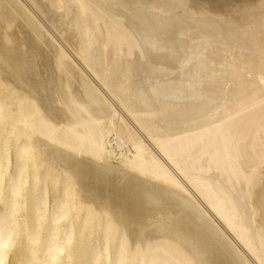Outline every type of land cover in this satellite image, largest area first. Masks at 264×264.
Returning <instances> with one entry per match:
<instances>
[{"label": "bare ground", "instance_id": "bare-ground-1", "mask_svg": "<svg viewBox=\"0 0 264 264\" xmlns=\"http://www.w3.org/2000/svg\"><path fill=\"white\" fill-rule=\"evenodd\" d=\"M0 264H264V0H0Z\"/></svg>", "mask_w": 264, "mask_h": 264}]
</instances>
